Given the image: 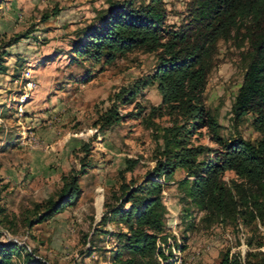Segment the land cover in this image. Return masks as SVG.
<instances>
[{"label":"rangeland","instance_id":"obj_1","mask_svg":"<svg viewBox=\"0 0 264 264\" xmlns=\"http://www.w3.org/2000/svg\"><path fill=\"white\" fill-rule=\"evenodd\" d=\"M130 1L139 5L146 0ZM163 1L167 26L177 28L186 21L192 0ZM109 2L0 0V45L9 44L6 71L0 73V242L17 244L19 253L12 264H41L23 257L27 253L46 264H112L117 239L100 229H127L116 215L104 225L98 219L121 202L123 184L138 185L153 169L162 128L172 122L166 113H153L161 103L157 82L142 88L133 102L115 98L122 88L153 75L156 52L134 49L111 61L104 55L96 61L92 52L74 55L75 42L87 27L100 22ZM246 50L240 39L218 41L203 99L224 137L256 140L260 134L251 125L252 115L235 121L231 112L247 63ZM111 107L121 118L103 127L102 118ZM189 136L193 144L217 147L204 128ZM128 159L136 160L132 170H125ZM184 175L185 170L177 168L175 183L163 186L160 193L166 238L157 242L165 254L172 250L169 260L215 264L230 248L249 250L253 264H264V225L202 220L203 212L182 199L177 181ZM72 176L78 180L76 201L29 227L49 199H58ZM223 177L229 181L235 174L226 171ZM249 237L255 245L246 243Z\"/></svg>","mask_w":264,"mask_h":264},{"label":"trees","instance_id":"obj_2","mask_svg":"<svg viewBox=\"0 0 264 264\" xmlns=\"http://www.w3.org/2000/svg\"><path fill=\"white\" fill-rule=\"evenodd\" d=\"M188 11L186 21L176 28L165 24L167 12L163 0H146L139 5L130 0H110L100 22L87 27L74 44V55L94 53L96 61L102 55L111 61L118 54L134 49L156 52L158 64L153 75L122 88L115 98L122 103L133 102L142 88L157 82L161 103L153 108V113L158 110L156 114L166 113L172 119L170 125L162 128V143L157 144L153 169L140 184H123L121 202L98 219L97 223L104 225L116 215L127 229L125 232L100 229L117 239L119 247L112 264H177L169 260L172 250L168 248L165 254L157 242L166 238L163 223L166 209L160 193L163 186L175 183L173 175L177 168L185 170L177 181L183 191L182 199L203 212L202 220L232 222L237 226L264 225V0H192ZM221 39H240L247 44V63L231 112L235 121L252 115L251 125L260 134L256 140L241 135L224 137L216 117L204 104L207 76L214 66ZM7 46L0 45V73L6 71ZM120 118L111 107L101 126H111ZM199 128L206 129L217 147L191 142V131ZM86 146L82 145L85 150ZM126 163L125 170H132L136 160L128 159ZM83 169L82 164L79 172ZM226 171H232L235 177L226 181L223 177ZM77 181L76 176L67 178L58 199H49L43 212L28 226L34 221L43 222L73 204L79 192ZM185 240L183 237V243ZM245 241L249 246L255 245L251 237ZM180 247L183 249L185 244ZM18 253L17 244L0 242V264H12V257ZM25 256L32 263L46 264L31 254ZM253 256L249 250L231 252L227 248L215 264H253Z\"/></svg>","mask_w":264,"mask_h":264}]
</instances>
